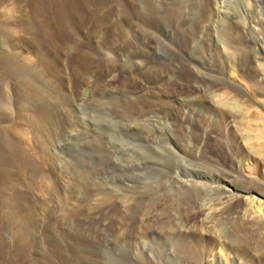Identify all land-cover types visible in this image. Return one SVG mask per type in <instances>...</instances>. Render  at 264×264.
<instances>
[{
	"label": "bare ground",
	"instance_id": "obj_1",
	"mask_svg": "<svg viewBox=\"0 0 264 264\" xmlns=\"http://www.w3.org/2000/svg\"><path fill=\"white\" fill-rule=\"evenodd\" d=\"M6 2L0 0L3 5L0 8V78L15 74L23 79V85L13 91L12 101H6V106V99L0 98V264H8L18 251H12L8 246L12 227H15L20 243L26 236L36 234L43 209H49L50 221L55 219L56 222L65 206L60 198L61 184L57 176L59 146L81 119L77 118L64 92V78L56 63L54 74L58 82L52 81L48 62L51 52L55 49L59 53L63 51V46L73 37L66 26L79 21L81 28L80 20H85L87 11L91 12L89 20L93 16L96 18L94 32L107 26V22H124L137 14L133 0H18L16 13L8 22L5 16L13 8L8 9ZM195 7H199V11L192 27L187 28L183 52H189L198 38H204L200 55L193 59L191 66H188L190 63L181 66L173 84L169 86L162 82L160 77L164 68L158 66L141 73L143 77L161 82L149 86L150 90L140 98H129V94L104 102L93 100V122L99 120L96 116L99 112L113 111L121 115L119 125L132 130L139 141L151 143L146 155L139 150L143 148L139 144L133 154L138 156L137 161L131 165L135 171L149 168L159 172L160 181L147 187L124 184L123 193H114L109 190L111 187L97 192L99 197L95 200L104 207L95 217L88 215L91 206H85L76 215V230L70 242L72 259H67L66 255L61 257L63 252L51 223L47 225L46 242L38 241L31 264L93 262L98 259L104 242L116 238L134 240L132 254L139 264H178V261L182 264H264V0H191L190 8ZM100 14L103 20L98 18ZM169 14L172 18L179 16L174 11ZM118 16L122 18L115 19ZM31 17L35 19L33 26L29 22ZM16 25H19L18 32L14 30ZM141 29L148 37L155 38L158 24L148 23ZM6 39L11 42L10 47H5ZM211 47L213 54L208 53ZM21 49H32L41 56L47 71L40 74L36 70V59L35 63H28L29 56L22 54ZM89 53L82 49L73 58L79 81L85 79L87 67L92 64ZM200 74L212 81L193 95V90L198 87L194 83ZM141 79L138 81L140 88L146 82ZM134 82L131 78L128 84L134 85ZM90 89L95 94L101 86L97 84ZM171 95H175L176 105L171 104ZM192 103L208 110L209 125L217 131L210 136L213 139L210 147L209 135L200 140L205 136L202 124L173 130L175 123L186 119L189 123L186 115L188 104ZM48 104H53L52 109L47 108ZM13 112L16 115L13 123L2 122L4 116L7 118L5 114ZM213 112H216L215 122L210 116ZM108 134L109 131L99 142H93L91 138L88 154L75 156L72 166L77 169L91 158L97 163L101 155L111 161L113 153L101 149ZM27 148L34 153L33 158ZM163 155L182 163L187 159L196 160L193 164L196 168L188 169L180 162L172 163L166 169L160 160ZM226 159H229L227 164ZM244 161L249 163L248 177H243L240 172ZM201 163L212 169V173L200 170ZM102 166H96L94 176ZM179 166H182L181 171ZM159 189L165 192L159 193ZM181 192L185 195L172 197ZM191 193L193 197L189 199ZM163 203L166 205L159 206ZM143 218H146L145 222L139 224ZM101 223H107L105 230L100 228ZM256 241L260 243L256 244ZM197 247L200 251L194 250ZM157 248H162L164 254L155 256L152 250ZM207 251L214 255L210 260L205 257Z\"/></svg>",
	"mask_w": 264,
	"mask_h": 264
},
{
	"label": "rangeland",
	"instance_id": "obj_2",
	"mask_svg": "<svg viewBox=\"0 0 264 264\" xmlns=\"http://www.w3.org/2000/svg\"><path fill=\"white\" fill-rule=\"evenodd\" d=\"M9 1L7 0L6 2L8 9H10L11 7L13 9H10V11L7 12L5 16V19L6 21L8 20V22L10 21V19H12L11 17H13V15L16 13L14 9L18 0H9ZM123 1L127 2V0H123ZM188 1L189 0H133V4L136 8L138 15L136 14L133 18L124 20V22L119 21L118 23L116 22L115 24H109L106 21L107 23L105 24L107 26L104 27L102 26L101 28L97 29V31L94 32L93 29L96 28L95 25L96 22L94 20H96V18L93 16L89 20V17L91 16V12L87 11L85 20H80V22H82L81 24H83V25L80 24L81 28L78 25L79 21H75L71 25L68 24L66 26L67 27L66 29L73 34V37H71L69 42L67 41V44L63 46L64 48L61 53H59L56 49L53 50L51 52V56L48 61L50 65L49 66L50 71L52 72L51 73L52 81L56 84L58 82V79H57V75L54 74L55 73L54 66L55 63L58 65L60 70L59 73L64 78V92L68 95L70 99V103L74 108L76 115L78 116L76 117L79 120L81 119L80 124L76 128H74L75 130L70 131L69 137L67 138L66 136L62 144L59 146V157L57 158V172H58L57 176L59 177V182L61 184L60 198L62 199L61 200L63 203L62 205L65 206H62L59 214L60 218H58L56 222L55 219L53 221H50L51 219L50 210L47 208H45L46 210L43 209L40 213V218H39L40 221L38 222V226H37L38 229L36 234L26 236L22 241H20V243L18 241V238H16L17 231L15 227L11 228V231L7 239L8 246L12 251L15 250L18 251L14 253L13 259L10 262H8V264H31L34 261V258L37 253L38 241H41L42 243L46 242L45 234L48 226L51 223L53 224V229L55 230V235H54L55 239L59 243L61 251L63 252V255L61 257L64 258V255H66L67 259L68 258L69 260L72 259V252H71L72 246L70 242L72 235L76 230V221H75L76 215L81 211V209L84 210L86 207L91 206L92 208L90 209L93 210L92 211H90V209L87 210L88 215L90 217H95L104 207L103 203L101 202L99 203L97 200H95L97 197H99V194H97L96 196L97 192L99 191L101 192L102 190L107 191L109 187L111 188L114 187L113 189L110 188L109 190H112V192L114 193L115 192L123 193L124 189L122 186L124 184L140 185L147 187L148 184L150 183L154 184L156 181L158 180L160 181L161 177L159 172H153L149 170V168H144L142 170L135 171V169L131 165L133 162L137 161L136 159L138 156L137 155L134 156L133 154L135 153L137 148H139V144L140 146L143 147L140 148L139 150H141L142 153L146 155L148 153L147 147H149L151 143L139 141L138 138L136 137V134L132 130H130L125 126L123 127L119 125L118 123L121 121V115L116 114L113 111L106 112V114L103 112H99V114H96V116H99L97 117L99 119L98 120L99 123L98 121L93 122L92 121L93 116H91L92 110L94 108L93 100L95 98L99 102H104L115 97L116 99H120L121 97H123V95L128 96L129 94H130L128 96L129 98L132 99L140 98L142 94L150 90L148 89L149 86L157 85L158 84L157 82H161V80L162 82H165L170 86L171 84L174 83L175 80H177V77L179 75V69L181 68V66L182 67L187 66L189 63L190 64L188 66H191L194 63L193 59L196 60L197 57H199L200 55V49L202 47L204 38L202 39L198 38L195 44L194 45L192 44V47L189 49V52L187 53L183 52L186 46L185 38L186 36H188L187 28L190 29L192 27L193 22L195 21L197 16L196 14L199 11V7L190 8L191 0L189 1V3ZM1 7H3V5H0V8ZM169 11H174V13H178L179 16L175 17L176 19L172 18L170 17L171 14H169ZM102 17L103 16H101V14L98 16L100 20H103L101 19ZM178 17L179 18L181 17L180 22ZM119 18L122 17L118 16V18L116 17L115 19L120 20ZM34 20L35 19L33 17L30 18L29 22L32 26L34 25L35 22ZM152 22H156L158 24V31L156 32L157 35L155 38L148 37L141 29L142 27H144L145 24ZM73 24L75 25L73 26ZM14 30L19 31V25H16L14 27ZM4 45L5 47H10L11 42L9 41V39H6L4 41ZM9 49L11 50L12 48ZM82 49H86L90 52L89 53L91 55L90 61H92L91 62L92 64L87 67L88 71L85 79L79 81V74L73 68V58ZM209 50L211 52H209ZM21 51L22 54L24 53L29 56V59H27L28 63L29 62L32 63L36 59V62L38 64L36 70L39 71L40 74L43 75V72L47 71L45 70L46 66L43 62L44 61L43 58L41 56H38L36 53H34L32 49H21ZM154 51L156 52L152 53ZM208 53L213 54L214 48L213 47L209 48ZM158 66H162L164 68V72H163L164 74H162V76L160 77L161 79L160 81L159 79L151 80L150 78H146L145 76L144 77L146 79L143 77L142 74H144L147 70H150L151 68ZM172 74L176 76L174 77ZM2 78H0V98L1 99L4 98L3 100L6 99L5 100L6 104H4L6 106L7 102L10 103V101H12L13 91L17 87L23 85V79L15 74H8L6 76H3ZM131 78L134 79L135 86L128 84V81L131 80ZM139 79H141L143 82L146 81L143 83L145 85L142 88H140L138 85ZM198 81L200 82L198 83ZM210 81L212 80L210 78L208 79V77L205 75L204 77L203 75L198 77L194 83L195 86L198 87H196L197 88L196 90H193L192 94L194 95L199 93V91L201 92L204 85L207 86L210 83ZM124 82L127 84H125ZM43 83L45 84L44 80ZM97 84L101 86V89L94 94L91 92L90 88L94 87ZM7 89L10 90L8 91ZM225 89L228 90V87H226ZM159 90L163 91L162 89ZM101 91H103V93H100ZM1 93H4L5 95ZM6 94L10 98H6L7 97ZM2 95L5 97H3ZM171 101H173V103L171 104L176 105L177 100H175V95L173 96L171 95ZM91 106L93 107L91 108ZM188 106H189L188 113L186 117L188 118L189 123L187 119L186 121H182L181 123L180 122L175 123L173 126V130L174 129L175 131L182 130L186 126L193 127L202 124L201 130L203 131L205 136L203 135L204 137H202L200 140L202 139L205 140L206 136L209 135L208 146L210 147L213 144L212 141L213 139L210 136L216 134L217 131L212 129L210 127L211 125H209V121H208L209 119H207L208 110H205L204 107H200L199 105L197 106L195 103H192L190 105L188 104ZM52 107L53 104L47 105L48 109H52ZM5 109L6 111L7 110L9 111V109L7 108ZM13 113L14 114L10 113L11 115L5 114L7 118L4 116V120L2 122L11 123L12 121L13 123L16 118L15 112ZM215 115L216 112H213L210 115L213 117L214 122L216 121ZM167 118H166V122L169 120V118L168 119ZM204 119L205 121L203 122ZM116 123L118 125H116ZM207 128L208 130H206ZM102 130L106 132H103ZM108 131L109 134L105 141L106 145L104 144L103 148L101 149H103L102 152L106 150L111 154L113 153L111 156L112 160L107 161L106 158L103 155H101L100 160H98L97 163L94 162V160L91 158L88 161H86L87 164L79 165L77 169H75L72 166L74 165V157L78 155L86 156L88 154L87 145H89L91 141L97 142L95 140H98L99 142L100 139H104V135ZM91 138L93 139L91 140ZM202 145L203 144L201 143L199 149L200 147H202ZM134 147H136V149H134ZM26 150L29 152L28 148ZM29 154H31L30 156L33 158L34 153L29 152ZM127 157L129 159H127ZM145 159L146 157H143V160ZM160 160L163 161L162 164L166 169H168V166H170L172 163L179 164L181 162L168 155L161 156ZM104 161L105 163H103ZM228 161L229 159L225 160L226 164L228 163ZM196 163H197L196 160L187 159V161L186 160L185 162L183 161L182 164L187 165L188 169L190 167H191L190 169H192V168H196L194 167ZM247 163L248 161H244L241 164L240 172H242L243 177L249 176L248 174L249 163L248 164ZM99 164L100 166L103 165L102 170L99 171V173H97V175L94 176L93 172L96 166H99ZM201 164L203 166L200 168V170H202L203 172L206 171L212 173V169L207 167L204 163ZM164 167L162 168L164 169ZM181 167L182 166H179L178 168L179 171H181ZM158 192L163 194L165 190L159 189ZM172 192L173 189L169 190V193ZM92 193L93 195H91ZM192 194L193 193H191V197L189 199H192L193 197ZM181 195L183 196L185 195V193L183 194L181 192L178 193V195L176 194L173 195L172 197L181 196ZM93 198H94V202H93ZM34 200H36V198ZM164 202H167V200L165 201L164 199ZM161 205L163 207V205L165 206L166 204L163 203L160 204L159 206ZM147 216H149V214H147ZM144 219L146 218H143L142 222L140 221L139 224L143 225V223L145 222ZM100 228L105 230L107 228V223H101ZM132 240L130 238H125L124 240L122 238L119 239L116 238L115 240H109L107 242L105 241L103 246H101L99 250V254L97 257L99 261L97 259L96 261L93 262H77L75 264H136V263L139 264L138 261L135 259L136 258L135 255H133L134 253L132 251ZM259 243L260 241H256V244ZM198 248L199 247L194 248V250L200 251V248L199 249ZM152 251L154 252L155 256L157 255V257L159 256V254L161 255L164 254L162 248H157V250H152ZM210 254L208 253V251L205 254L207 260H210L211 258L214 257L213 253L211 255ZM193 255L195 257L194 253ZM177 263L182 264V261H178Z\"/></svg>",
	"mask_w": 264,
	"mask_h": 264
}]
</instances>
